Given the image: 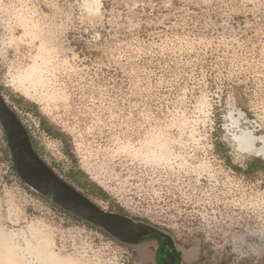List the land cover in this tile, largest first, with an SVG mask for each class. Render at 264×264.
Segmentation results:
<instances>
[{"label": "rangeland", "instance_id": "1", "mask_svg": "<svg viewBox=\"0 0 264 264\" xmlns=\"http://www.w3.org/2000/svg\"><path fill=\"white\" fill-rule=\"evenodd\" d=\"M0 91L104 210L191 264H264V0H0ZM6 141L0 264H153L28 186Z\"/></svg>", "mask_w": 264, "mask_h": 264}, {"label": "water", "instance_id": "2", "mask_svg": "<svg viewBox=\"0 0 264 264\" xmlns=\"http://www.w3.org/2000/svg\"><path fill=\"white\" fill-rule=\"evenodd\" d=\"M0 125L19 176L31 188L49 197L72 214L97 225L124 242L137 240L151 230L150 224L106 211L62 179L37 153L33 140L15 110L0 91Z\"/></svg>", "mask_w": 264, "mask_h": 264}, {"label": "flooded vegetation", "instance_id": "3", "mask_svg": "<svg viewBox=\"0 0 264 264\" xmlns=\"http://www.w3.org/2000/svg\"><path fill=\"white\" fill-rule=\"evenodd\" d=\"M129 243L153 246L149 254L153 264H191L196 255L195 250L181 245L170 233L159 228Z\"/></svg>", "mask_w": 264, "mask_h": 264}, {"label": "trees", "instance_id": "4", "mask_svg": "<svg viewBox=\"0 0 264 264\" xmlns=\"http://www.w3.org/2000/svg\"><path fill=\"white\" fill-rule=\"evenodd\" d=\"M43 127H44V129H45L48 133L53 134L51 128L48 127V126H45L44 123H43ZM257 161H259V159H256V158H255V159H253V161H252L250 164L252 165L254 162H257ZM13 167H14V169H15V166H14V165H13Z\"/></svg>", "mask_w": 264, "mask_h": 264}, {"label": "bare ground", "instance_id": "5", "mask_svg": "<svg viewBox=\"0 0 264 264\" xmlns=\"http://www.w3.org/2000/svg\"><path fill=\"white\" fill-rule=\"evenodd\" d=\"M249 139H250V137H249ZM248 139V140H249ZM246 141L247 142V144H249L250 143V141ZM241 145V144H240ZM242 145H244V144H242ZM241 145V146H242ZM245 146V145H244ZM35 233V232H34ZM38 234H41V233H38ZM43 237H45V236H43ZM46 241H48V240H46ZM47 243V242H46ZM39 245H41V244H39ZM44 245V244H43ZM42 246V245H41ZM35 249V248H34ZM55 253V252H54ZM52 254V253H51ZM56 254V253H55ZM40 255V254H39ZM41 257V256H40ZM51 257H54L53 255L51 256ZM43 258V257H42ZM44 259V258H43ZM44 261V260H43ZM55 261V260H54ZM46 264V263H45ZM70 264H72V263H70ZM73 264H79V263H77L75 260H73Z\"/></svg>", "mask_w": 264, "mask_h": 264}]
</instances>
